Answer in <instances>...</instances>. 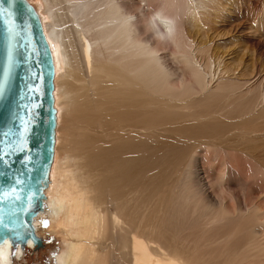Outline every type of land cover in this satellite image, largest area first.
I'll return each mask as SVG.
<instances>
[{"label":"bare ground","instance_id":"bare-ground-1","mask_svg":"<svg viewBox=\"0 0 264 264\" xmlns=\"http://www.w3.org/2000/svg\"><path fill=\"white\" fill-rule=\"evenodd\" d=\"M42 3L43 24L39 18L52 52L54 70L63 72L66 63L69 71L64 76L67 81H57L56 87L54 72L55 134L58 135L57 127L68 113L65 128L76 140L62 149L55 135L45 209L39 214L56 218L66 210L65 222L77 238L57 258L58 264H199L190 254L191 249L169 242L167 215L159 219V224L156 220V224L145 227L130 226L135 206L115 196L117 190H123L120 177L127 169L112 184L103 183L102 187L98 174L88 169L86 159L93 146L98 149L103 142L108 145V158L124 144L134 150L137 137L148 135L143 128L154 123L153 115L162 119L172 103H181L193 93L215 97L209 91L224 77L213 80L211 73L207 78L195 67L193 56L205 48L190 33L192 20L200 17L199 10H205L207 0H42ZM168 26L173 30L170 36ZM169 60L173 62L172 68ZM209 63L204 59L206 72H210ZM215 82L218 84L213 86ZM144 95L154 97L149 101L153 105L150 113L145 111ZM211 145L214 146L212 143L208 146ZM83 154L86 156L82 157ZM119 167L122 169L121 164ZM220 176L219 179L223 172ZM107 193L108 199L104 196ZM110 202L114 205L112 212L106 209ZM258 207L247 206L246 210L252 209L257 214ZM37 219L33 223L40 237ZM28 246L33 247L30 242ZM0 250L4 254L0 264H13L9 245L5 243ZM251 257L248 261V257L237 256L236 260H241L238 264H251L255 262Z\"/></svg>","mask_w":264,"mask_h":264},{"label":"rangeland","instance_id":"rangeland-1","mask_svg":"<svg viewBox=\"0 0 264 264\" xmlns=\"http://www.w3.org/2000/svg\"><path fill=\"white\" fill-rule=\"evenodd\" d=\"M27 1L43 24L42 0ZM199 14L190 33L205 50L195 53L193 62L207 78L211 73L213 80L224 77L209 91L215 97L193 93L185 103L170 104L160 120L151 113L154 123L145 128L140 124L148 135L137 137L134 150L122 144L108 158L106 142L98 149L93 146L88 169L98 174L102 187L127 169L120 177L123 190L115 196L135 206L130 226L145 227L156 220L159 224L167 215L169 242L191 249L199 264H238L237 256L248 261L252 256L251 264H264V0H207ZM204 59L210 62V72L204 70ZM168 64L173 67L172 60ZM62 67L63 72L55 69V87L57 81H67V64ZM153 98L143 96L145 111L153 108ZM64 116L56 134L62 149L76 141L65 128L68 113ZM211 143L218 149L209 147ZM104 196L108 199V193ZM255 205L257 214L247 212V206ZM106 209L114 211L113 202ZM59 214L38 216L41 247L28 246L20 256L12 253L13 264H58L57 258L77 241L65 222L66 210Z\"/></svg>","mask_w":264,"mask_h":264},{"label":"water","instance_id":"water-1","mask_svg":"<svg viewBox=\"0 0 264 264\" xmlns=\"http://www.w3.org/2000/svg\"><path fill=\"white\" fill-rule=\"evenodd\" d=\"M54 61L27 0H0V246L41 247L34 219L45 209L55 147Z\"/></svg>","mask_w":264,"mask_h":264},{"label":"clouds","instance_id":"clouds-1","mask_svg":"<svg viewBox=\"0 0 264 264\" xmlns=\"http://www.w3.org/2000/svg\"><path fill=\"white\" fill-rule=\"evenodd\" d=\"M130 19V18H129ZM167 23V22H166ZM172 28L170 26H168V35L170 36L172 34ZM160 38L161 39H164V36L163 35H160Z\"/></svg>","mask_w":264,"mask_h":264},{"label":"snow or ice","instance_id":"snow-or-ice-1","mask_svg":"<svg viewBox=\"0 0 264 264\" xmlns=\"http://www.w3.org/2000/svg\"><path fill=\"white\" fill-rule=\"evenodd\" d=\"M3 243V241H0V244H2ZM3 251L2 250H0V258H3Z\"/></svg>","mask_w":264,"mask_h":264},{"label":"flooded vegetation","instance_id":"flooded-vegetation-1","mask_svg":"<svg viewBox=\"0 0 264 264\" xmlns=\"http://www.w3.org/2000/svg\"><path fill=\"white\" fill-rule=\"evenodd\" d=\"M34 247V246H33ZM25 253V252H24Z\"/></svg>","mask_w":264,"mask_h":264}]
</instances>
